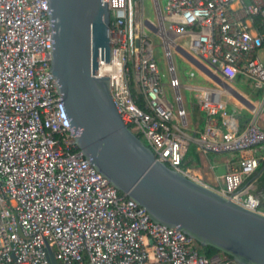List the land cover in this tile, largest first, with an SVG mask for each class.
<instances>
[{
	"label": "built area",
	"instance_id": "2783aa9c",
	"mask_svg": "<svg viewBox=\"0 0 264 264\" xmlns=\"http://www.w3.org/2000/svg\"><path fill=\"white\" fill-rule=\"evenodd\" d=\"M150 1L154 23L144 0H102L110 60L98 62L97 76L108 78L123 124L188 179L202 183L181 168L191 143L205 154L250 153L228 163L222 187L212 189L264 215L258 198L241 191L264 160V0ZM49 12L47 0H0V264H51L50 255L56 264H239L201 255L196 241L153 222L84 158L50 71ZM151 36L163 47L166 84ZM173 51L216 85L197 89L204 125L193 136ZM239 76L260 91L257 104L230 87ZM223 96L249 112L245 125Z\"/></svg>",
	"mask_w": 264,
	"mask_h": 264
},
{
	"label": "water",
	"instance_id": "95a60500",
	"mask_svg": "<svg viewBox=\"0 0 264 264\" xmlns=\"http://www.w3.org/2000/svg\"><path fill=\"white\" fill-rule=\"evenodd\" d=\"M47 5L50 71L84 158L153 222L239 264H264V215L169 169L123 124L108 78L97 76L98 62L110 60V13L102 0H47ZM224 174L225 167L216 170Z\"/></svg>",
	"mask_w": 264,
	"mask_h": 264
},
{
	"label": "rangeland",
	"instance_id": "374dc122",
	"mask_svg": "<svg viewBox=\"0 0 264 264\" xmlns=\"http://www.w3.org/2000/svg\"><path fill=\"white\" fill-rule=\"evenodd\" d=\"M161 8L163 9V3H161ZM144 9L146 14L149 17L150 22L154 23L155 22V15L153 12V7L151 4L150 0H144ZM151 41L152 44L154 45V55H155V59L158 62L161 70L163 71V74L165 75L166 79H164L163 81L165 82V84L167 83V70H166V64H165V57H164V51H163V47L161 46V41L159 39H156L155 37L151 36ZM178 45L181 47V49H183L184 51H188L187 48V42L183 39L178 41ZM172 61L176 70V74L177 77L179 79V81L181 82L182 85L184 86H194L195 84L200 86V87H212L214 84H212V82L208 81L199 71L197 68L191 66L190 64L186 63L185 60L182 58V56L178 55L176 52L173 51L172 53ZM193 72L195 74L194 78H190L189 77V73ZM216 86V85H214ZM230 87L240 93L243 97L250 99V101H252L254 104H257L259 99L261 98V94L259 90H255L253 88V86L250 84L249 86H244L243 84H241L240 82H234L230 85ZM167 91V96L169 98V100L171 101V103H173L174 105V98H173V92L170 88H166ZM181 95L183 98V102H184V107L185 110L188 111V108L190 107L191 104H195L196 101V97L198 95V93L195 90L192 89H182L181 90ZM223 100L228 101V109L229 111H231V109H233V107L235 108V106L232 104L233 99L231 96H223ZM259 129H264V125H258L257 126ZM140 140L144 143V145H146L145 140L140 137ZM219 154H210L208 156L209 161H215L217 158H219L220 156H218ZM256 156H259V154H257ZM190 163H188L187 165H185L184 159H182V169L192 172V170H194V168H192L191 165H189ZM263 170V169H262ZM261 170V171H262Z\"/></svg>",
	"mask_w": 264,
	"mask_h": 264
},
{
	"label": "crops",
	"instance_id": "0c3cea01",
	"mask_svg": "<svg viewBox=\"0 0 264 264\" xmlns=\"http://www.w3.org/2000/svg\"><path fill=\"white\" fill-rule=\"evenodd\" d=\"M236 82V81H235ZM240 83L243 84L244 86H249V82L245 81V80H240ZM167 88V87H166ZM194 88V89H192ZM200 88V86L198 85H194V86H184L182 89H192L195 90L197 92V89ZM248 101H250V99L246 98ZM252 103V101H250ZM232 104L235 106V108L233 107V109H231L230 113L236 115L239 119V123L241 126L245 125L246 122L248 121V119L250 118V114L247 110H242V111H238L239 110V106L233 101ZM195 106V104H191L190 107L188 108V111L186 110L187 113V125H188V133L190 135H194L195 133H197L198 131L202 130L203 125H204V115L203 113H201L197 107V111L200 115V117L202 118L201 120V124H198V116H194L195 121L193 120V116L191 113L192 107ZM248 115V117H246ZM197 120V121H196ZM193 145H190L188 148L189 150H187V152H189V156L185 159V165H187L188 163H190L189 165L192 166V168H194V170H192V172H190L192 175H194L197 179H199L203 184L217 189L219 187H222V177L221 176H217L216 175V170L223 166L226 167V165H228V163H236L238 161L239 158H244L247 156H250V153H242V154H228V153H223V154H219L218 156H220L219 158H217L215 161H209L208 156L210 154H205L201 151L198 150L197 146L194 143H191ZM192 146V147H191ZM188 154V153H187ZM185 157V156H184ZM184 159V158H183ZM248 189V191H247ZM249 190L251 191V186L249 185L248 187H243L241 189L242 193L245 192H249Z\"/></svg>",
	"mask_w": 264,
	"mask_h": 264
},
{
	"label": "trees",
	"instance_id": "16d2710c",
	"mask_svg": "<svg viewBox=\"0 0 264 264\" xmlns=\"http://www.w3.org/2000/svg\"><path fill=\"white\" fill-rule=\"evenodd\" d=\"M240 80H242V76H239L237 78L236 82H240ZM132 91H133V89H132ZM137 103L139 106H141V101H138ZM191 113H192L194 121H195L194 116H198V124L200 125L202 118L200 117V115L196 109V106L192 107ZM246 117H248V115ZM190 145H193V144H190ZM188 150H189V148H188ZM187 153L184 157V161L189 156V152H187ZM181 168H182V163H181ZM249 185L251 186V191L249 190V192L258 198L259 209L264 212V160H259L257 170L244 181L241 188H243L245 186L248 187ZM247 191H248V189H247ZM199 253L205 257H208V258H211V257H214L216 255L221 254L219 251H217L216 249L209 247V246H204V247L199 246Z\"/></svg>",
	"mask_w": 264,
	"mask_h": 264
}]
</instances>
